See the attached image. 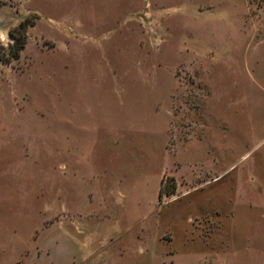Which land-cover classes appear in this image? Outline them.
Returning a JSON list of instances; mask_svg holds the SVG:
<instances>
[{
    "label": "rangeland",
    "instance_id": "rangeland-1",
    "mask_svg": "<svg viewBox=\"0 0 264 264\" xmlns=\"http://www.w3.org/2000/svg\"><path fill=\"white\" fill-rule=\"evenodd\" d=\"M0 6V264H264V0Z\"/></svg>",
    "mask_w": 264,
    "mask_h": 264
},
{
    "label": "water",
    "instance_id": "water-1",
    "mask_svg": "<svg viewBox=\"0 0 264 264\" xmlns=\"http://www.w3.org/2000/svg\"><path fill=\"white\" fill-rule=\"evenodd\" d=\"M17 19L8 13V7L0 6V40H3L5 28L14 26Z\"/></svg>",
    "mask_w": 264,
    "mask_h": 264
},
{
    "label": "trees",
    "instance_id": "trees-1",
    "mask_svg": "<svg viewBox=\"0 0 264 264\" xmlns=\"http://www.w3.org/2000/svg\"><path fill=\"white\" fill-rule=\"evenodd\" d=\"M26 27H27V22H24L10 31L11 39L15 42L14 45L16 44L15 45L16 46V57H18L19 52L24 48L26 44V39L23 38L24 31H23V35H20V36H18L17 33L20 30H25Z\"/></svg>",
    "mask_w": 264,
    "mask_h": 264
},
{
    "label": "bare ground",
    "instance_id": "bare-ground-1",
    "mask_svg": "<svg viewBox=\"0 0 264 264\" xmlns=\"http://www.w3.org/2000/svg\"><path fill=\"white\" fill-rule=\"evenodd\" d=\"M6 39H7V28H5L4 37H3V40H6Z\"/></svg>",
    "mask_w": 264,
    "mask_h": 264
}]
</instances>
